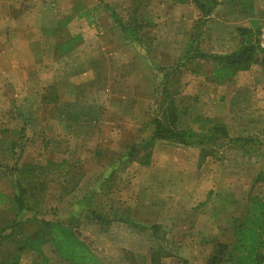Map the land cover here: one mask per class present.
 <instances>
[{
  "label": "rangeland",
  "instance_id": "374dc122",
  "mask_svg": "<svg viewBox=\"0 0 264 264\" xmlns=\"http://www.w3.org/2000/svg\"><path fill=\"white\" fill-rule=\"evenodd\" d=\"M59 1L66 0H0L4 21L15 5L19 15L32 7L44 13L42 30L21 40L35 55L14 51L16 41L4 37L7 23L0 24V189L11 191L18 177L44 185L27 199L24 232L43 219L76 217L72 223L104 264H150L159 247L166 253L162 264H206L218 242H233L234 218L250 197L264 193V50L261 62L226 84L211 79L207 65L183 58L198 50H238L239 27L263 26L264 0H205L216 2L208 15L195 0H96L93 15L68 14L61 24L51 6ZM108 7L123 23L132 15L143 23L142 45L126 36ZM36 57L34 68L20 69ZM166 70L179 75L180 125L199 131L208 120L222 123L230 139L210 146L164 140L143 148L154 131L151 118L170 98L161 87ZM134 146L142 151L132 159ZM148 152L144 164L139 158ZM260 173L263 180L255 183ZM13 214L3 209L0 226ZM45 249L55 264L64 263L52 245Z\"/></svg>",
  "mask_w": 264,
  "mask_h": 264
},
{
  "label": "trees",
  "instance_id": "16d2710c",
  "mask_svg": "<svg viewBox=\"0 0 264 264\" xmlns=\"http://www.w3.org/2000/svg\"><path fill=\"white\" fill-rule=\"evenodd\" d=\"M195 2L200 9L206 12L205 15L212 11L213 3H216L214 1L202 2L199 0H195ZM108 8L112 10L115 22L122 28L126 36L142 45L145 42V39H143L142 44V41H140V39L142 40L140 32L144 27L143 23L135 15H132L129 24L123 23L124 21L119 15L112 8ZM260 30L261 26H257L255 29L239 27L237 31L243 40V44L232 53L219 55L198 50L193 56L185 57L183 60L187 59L185 64L195 61L202 69L204 65H207L208 72L206 74L216 82L226 84V82L235 78L238 72L247 70L262 61L261 55L263 51L258 46ZM138 39L139 41H137ZM201 71L197 70L196 72ZM166 72L169 77H166L165 81L163 80L164 83L161 87L162 90H165V94L170 95V98L167 105L165 107L160 106L157 115L154 113L155 116L151 118L154 131L152 137L143 148H147L149 145L153 146L157 141L161 140L176 142L186 146H210L212 143H216L218 139H230L228 127L222 123H214L208 120L207 125L204 124V128L199 131L180 125L181 117L174 97L175 93L179 92V75L170 76L167 70ZM173 72L178 73L180 69L177 68ZM175 80L176 89L172 92L170 87L173 86L171 83H174ZM156 98L157 100L159 99L158 93ZM203 120V116H197L194 119L197 123H201ZM251 140L244 139V142L249 143ZM140 148L139 146H134L129 156L132 159L138 158L142 151ZM210 153L212 152L210 151ZM210 153L206 152L205 154ZM151 157V152H148L139 160L143 161L144 164H148L151 161ZM61 164L62 166L69 165V162L63 161ZM24 167L25 165L22 168L24 169ZM22 170L19 169V171ZM29 171L26 168L23 173L28 176ZM262 175L260 173L256 177L255 183L263 180ZM24 182L26 181L18 177L17 181L13 182V193L11 195L0 193V204L3 209H12V213L14 212L7 223L0 227V264H19L21 256L26 250H33L38 254H43V246L47 244L53 246L65 264H104L95 253L90 242L76 229V224L72 223L77 220L76 217L70 223L55 219H43L36 225L34 231L27 234L24 232V224L28 221L26 215L28 212L27 199L34 193V190L44 188V185H36V183L31 185V183ZM93 215H95L97 220L105 221V217L101 213L93 212ZM152 228H154V231L161 230L159 225H155ZM233 234L234 240L232 243H217L206 264H264V193L253 194L243 212L234 218ZM5 243H9L12 248L9 246L2 248ZM159 248L158 251L156 249L152 251L150 264H162L161 257L165 256L166 253L164 254V249ZM126 257L129 259L128 256ZM41 264H50L49 259L45 258Z\"/></svg>",
  "mask_w": 264,
  "mask_h": 264
},
{
  "label": "crops",
  "instance_id": "0c3cea01",
  "mask_svg": "<svg viewBox=\"0 0 264 264\" xmlns=\"http://www.w3.org/2000/svg\"><path fill=\"white\" fill-rule=\"evenodd\" d=\"M201 1L206 2L205 0H201ZM95 2H96V0H91L89 5L86 3H85V5H80L81 0H66L64 2L59 1L58 5H57V3L52 2L51 6H54L57 8V10L54 9L56 11V13L55 14L52 13V16L54 17V20L57 17L58 18L57 22L60 24L69 22L70 18L66 19V20L64 18H62L68 14L76 15V17H77L76 19L85 18L86 15H91V14L93 15L94 10L98 9L99 4L93 6L95 4ZM13 6H14V3H13ZM16 6L17 5H15V7L12 9V14L10 16H8L6 19L4 18L5 21L3 20V18H0V24L1 25H3V23L4 24L7 23V25H8V29H7V32L4 33V35H5L4 37H8L12 41H16V42H11V43H14V45L9 43V42L6 45L11 44L13 46L14 51L24 52V53L27 52L29 54L35 55L33 53V51L32 52L27 51V48H28L27 45L28 44L27 45L24 43L22 44L21 40L23 41V39H25L26 35L32 36L33 32H37V30H42V28H43V24H42L43 23V16H42V14L44 15V13H41V9L38 10L39 13H36V9L34 7H32V8L28 9V12H27L28 14L25 13L24 15H22L23 13H21V15H19V12H22V11H21V9L17 10ZM67 17H65V18H67ZM88 18H87V20H88ZM55 28L56 27L54 26L53 29H55ZM27 30H30V31H27ZM76 33H79V32H76ZM1 34L2 33H0V35ZM0 38H2V37H0ZM51 40L52 39L50 37H48L45 45L51 46ZM1 42L2 41H0V43ZM55 43L56 42H54L53 48H55ZM61 43L63 44V47H64L67 42L63 41ZM32 45H33V43H32ZM76 46H77V44L75 46L72 45L71 49H67V51L70 50L68 52L65 51L64 48H63V50H60L59 51V54L61 55L60 57L68 56L73 51H76L78 47L80 48L81 44H79V46H77V47ZM32 49H33V46H32ZM36 62H37V57L33 58V61L31 63L27 64L28 65L27 68L26 67H21V68L19 67V68L21 70H24V69L28 70L30 68H34V66H35L34 63H36ZM64 114H66V111H64ZM69 114H70V112H68V115ZM73 117L75 119L74 123L76 125L78 123V119L75 115ZM161 141H164V140H161ZM158 142L159 141H157L156 143H158ZM10 189H11V191H5V190L0 189V193L11 195L13 193V185L12 184L10 185ZM2 215H3V206L0 204V219H1ZM45 247H46V245L43 246V254H38L37 252H35L33 250H26L22 254L19 264H23L22 262H26V261H28V263L30 261L29 264H31V258L33 259L32 260L33 264H41L45 258L49 259L50 264H55L53 262L52 258L48 254L45 253V250H46ZM53 250L55 251L54 248H53ZM54 254L57 256L58 259H61L56 251ZM53 258H55V257H53ZM63 264H65V263H63Z\"/></svg>",
  "mask_w": 264,
  "mask_h": 264
},
{
  "label": "built area",
  "instance_id": "2783aa9c",
  "mask_svg": "<svg viewBox=\"0 0 264 264\" xmlns=\"http://www.w3.org/2000/svg\"><path fill=\"white\" fill-rule=\"evenodd\" d=\"M258 46L260 49L264 50V24L261 26V30L258 37Z\"/></svg>",
  "mask_w": 264,
  "mask_h": 264
}]
</instances>
